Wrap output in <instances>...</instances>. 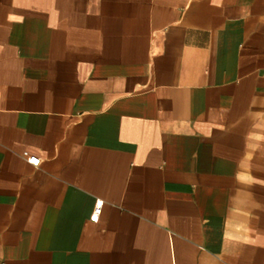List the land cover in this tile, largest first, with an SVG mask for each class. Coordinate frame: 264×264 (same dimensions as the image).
Wrapping results in <instances>:
<instances>
[{"label":"crops","instance_id":"0c3cea01","mask_svg":"<svg viewBox=\"0 0 264 264\" xmlns=\"http://www.w3.org/2000/svg\"><path fill=\"white\" fill-rule=\"evenodd\" d=\"M0 264H264V0H0Z\"/></svg>","mask_w":264,"mask_h":264},{"label":"built area","instance_id":"2783aa9c","mask_svg":"<svg viewBox=\"0 0 264 264\" xmlns=\"http://www.w3.org/2000/svg\"><path fill=\"white\" fill-rule=\"evenodd\" d=\"M28 162L30 163V164H32L33 166H39V164H40V159H38L37 157H30L29 159H28Z\"/></svg>","mask_w":264,"mask_h":264}]
</instances>
